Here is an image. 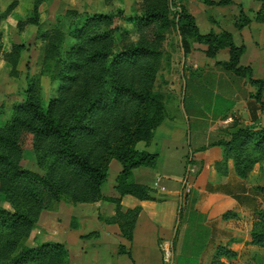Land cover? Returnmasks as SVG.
I'll return each mask as SVG.
<instances>
[{"label":"trees","instance_id":"obj_1","mask_svg":"<svg viewBox=\"0 0 264 264\" xmlns=\"http://www.w3.org/2000/svg\"><path fill=\"white\" fill-rule=\"evenodd\" d=\"M44 1L33 0L32 16L26 22L39 24V8ZM169 1L143 0V16L136 19L137 37L133 41L125 37L122 47L117 48L114 43L113 35L119 26L114 23L115 17L109 15L85 14L81 25L72 32L74 42L67 51L62 50L61 31L43 34L47 42L44 59L52 64L53 77L60 85L56 95L44 104L38 81L28 78L23 102L13 107L10 119L0 126V264H69L70 253L64 244H25L40 213L54 210L63 200L74 204L113 201L117 206L125 195L140 201L154 200L152 189L136 183L132 175L139 167L154 168L157 161L156 154L137 151L135 145L164 118V105L152 92L163 32H179L184 55L191 51V39L204 44L210 58L219 49L228 48L229 60L221 67L252 86L250 96L264 112V82L253 78L250 67L240 64L245 46H237L229 32L200 33L187 11L172 16ZM258 1L261 6L255 20L264 23V0ZM232 3L204 0L208 6ZM15 4L7 8L0 20ZM250 22L240 12L235 26L242 29ZM19 49L21 45L14 47L15 51ZM233 129L227 140L213 144L223 152L214 168L219 177H225L231 160L235 174L246 178L255 164L264 162V127L234 123ZM26 151L34 155L43 174L22 167ZM112 159L121 165L114 186L118 194L115 198L102 194ZM258 189L264 193V188ZM2 197L8 207L2 205ZM120 208L119 205L116 211L123 220L120 233L131 242L140 207L124 213ZM234 215L227 213L223 218ZM248 243L264 248L263 207L254 212ZM125 252L120 245L118 254ZM236 255L231 244H221L210 264H226L224 259L231 260Z\"/></svg>","mask_w":264,"mask_h":264},{"label":"crops","instance_id":"obj_2","mask_svg":"<svg viewBox=\"0 0 264 264\" xmlns=\"http://www.w3.org/2000/svg\"><path fill=\"white\" fill-rule=\"evenodd\" d=\"M226 31L236 45L245 46L240 64L264 82V23L252 22L240 31L231 26ZM189 58L184 91L170 105L172 114L147 149L157 155L156 165L133 170V180L150 187L154 200L123 196L124 209L140 207L133 239L128 242L120 229L109 224L102 239L113 233L118 246L130 254L123 253L120 259L131 264H210L221 244H231L237 253L234 259H224L226 264H264V248L248 243L254 212L264 208V193L258 189L264 188V162L255 164L246 178H239L229 160L227 175L219 177L214 165L222 160L223 152L213 145L229 138L234 123L264 127V112L250 96L252 86L221 67L229 60L228 48L201 63ZM187 91L192 92L189 106H185ZM111 195L118 196L114 189ZM227 213L235 215L223 218ZM94 256H101L100 251Z\"/></svg>","mask_w":264,"mask_h":264},{"label":"rangeland","instance_id":"obj_3","mask_svg":"<svg viewBox=\"0 0 264 264\" xmlns=\"http://www.w3.org/2000/svg\"><path fill=\"white\" fill-rule=\"evenodd\" d=\"M142 1L45 0L39 8V24L34 25L26 22L32 16L33 0H0V16L13 2H16L12 11L0 20V126L10 119L13 107L23 102L28 78L38 81L44 104L56 95L60 83L53 77L52 64L44 59L47 46V42L43 39L45 32L61 31L64 34L62 50L67 51L74 42L72 32L81 25L85 14L109 15L115 17L114 23L119 26V31L113 35L114 43L117 48L122 47L125 37L131 41L137 37L136 19L143 16L140 8ZM232 1L233 3L228 6H208L204 4V0H170L169 4L173 17L182 10L187 11L194 18L200 32L210 29H218L220 33L228 32L226 29L231 26L240 31L241 29L235 26L240 12L251 20L250 23L257 22L255 16L261 6L258 0H248L246 3L244 0L241 4L239 0ZM256 2L259 4L257 7ZM120 11L122 14H119ZM210 32L213 31L202 34ZM163 35L164 38L158 45L161 56L157 60V73L152 92L164 105V118L158 126L150 128L145 139H140L136 143L135 149L140 152H147L150 148L160 125L172 114L170 105L184 91L183 80L186 79V73H190L187 72L190 65L187 64L186 56L190 57L192 63L194 61L201 63L206 58H210L205 54L206 46L192 39L189 40L191 51L184 55L181 36L176 29H169L163 32ZM20 45L22 49L15 51L14 47ZM13 63H15L14 67ZM190 95L192 92L187 91L185 106L192 103L189 102ZM194 96L193 94L192 98ZM22 167L33 173L43 174L31 152L24 153ZM107 172L108 178L102 194L105 197H118L111 194L116 178L121 172L120 163L112 159L108 164ZM1 202L4 207L9 206L3 197ZM99 202L101 205L96 207L91 205L92 203L74 204L63 200L54 210L42 211L25 244L28 247L46 242L64 244L70 253L69 264H131V261L120 259L122 254H118L119 246L114 241L113 233L109 232L111 236L108 239H102L105 225H113L114 228L120 229L119 224L123 220L116 216L117 207L120 205L119 211L123 213L128 209H124L121 201L118 206L113 201ZM87 235L88 238H85ZM95 251L97 253L100 251L101 256H94ZM105 257H108L106 259L109 263Z\"/></svg>","mask_w":264,"mask_h":264},{"label":"built area","instance_id":"obj_4","mask_svg":"<svg viewBox=\"0 0 264 264\" xmlns=\"http://www.w3.org/2000/svg\"><path fill=\"white\" fill-rule=\"evenodd\" d=\"M156 186H157V183H156Z\"/></svg>","mask_w":264,"mask_h":264}]
</instances>
